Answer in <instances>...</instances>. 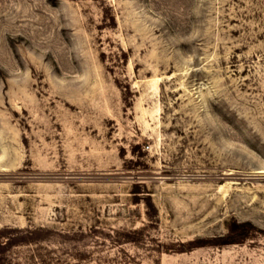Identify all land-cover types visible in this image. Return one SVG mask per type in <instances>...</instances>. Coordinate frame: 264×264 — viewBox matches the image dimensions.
Wrapping results in <instances>:
<instances>
[{
    "label": "rangeland",
    "instance_id": "1",
    "mask_svg": "<svg viewBox=\"0 0 264 264\" xmlns=\"http://www.w3.org/2000/svg\"><path fill=\"white\" fill-rule=\"evenodd\" d=\"M0 264H264V0H0Z\"/></svg>",
    "mask_w": 264,
    "mask_h": 264
}]
</instances>
